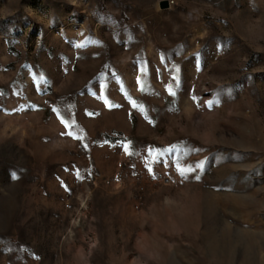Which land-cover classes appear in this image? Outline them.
<instances>
[{"label": "rangeland", "instance_id": "374dc122", "mask_svg": "<svg viewBox=\"0 0 264 264\" xmlns=\"http://www.w3.org/2000/svg\"><path fill=\"white\" fill-rule=\"evenodd\" d=\"M0 264H264V0H0Z\"/></svg>", "mask_w": 264, "mask_h": 264}, {"label": "water", "instance_id": "95a60500", "mask_svg": "<svg viewBox=\"0 0 264 264\" xmlns=\"http://www.w3.org/2000/svg\"><path fill=\"white\" fill-rule=\"evenodd\" d=\"M168 7H169V5H168L167 2H164V3L162 4V8H163V9H167Z\"/></svg>", "mask_w": 264, "mask_h": 264}, {"label": "built area", "instance_id": "2783aa9c", "mask_svg": "<svg viewBox=\"0 0 264 264\" xmlns=\"http://www.w3.org/2000/svg\"><path fill=\"white\" fill-rule=\"evenodd\" d=\"M116 181V180H115ZM168 183V182H167Z\"/></svg>", "mask_w": 264, "mask_h": 264}, {"label": "snow or ice", "instance_id": "6c2138e0", "mask_svg": "<svg viewBox=\"0 0 264 264\" xmlns=\"http://www.w3.org/2000/svg\"><path fill=\"white\" fill-rule=\"evenodd\" d=\"M183 174V173H182Z\"/></svg>", "mask_w": 264, "mask_h": 264}]
</instances>
